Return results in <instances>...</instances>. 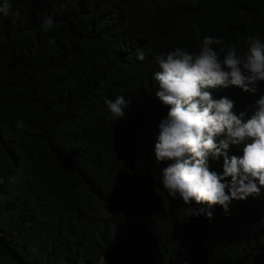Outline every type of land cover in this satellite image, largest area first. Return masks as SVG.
<instances>
[{"label": "trees", "instance_id": "trees-1", "mask_svg": "<svg viewBox=\"0 0 264 264\" xmlns=\"http://www.w3.org/2000/svg\"><path fill=\"white\" fill-rule=\"evenodd\" d=\"M46 16L57 25L47 33ZM206 36L241 53L247 37L264 41V0H11L0 15V264H264V188L227 212L193 202L212 218H186L159 183L168 107L154 56L198 53ZM257 88L208 90L250 117ZM118 95L121 118L104 103ZM209 165L222 174L223 157Z\"/></svg>", "mask_w": 264, "mask_h": 264}, {"label": "clouds", "instance_id": "clouds-1", "mask_svg": "<svg viewBox=\"0 0 264 264\" xmlns=\"http://www.w3.org/2000/svg\"><path fill=\"white\" fill-rule=\"evenodd\" d=\"M10 9L11 0H3L0 15L8 16ZM56 27L50 16L40 25L46 33ZM245 45L241 53L235 43L206 36L198 53L177 47L154 56L159 67L153 74L158 86L155 95L168 107L154 145L157 164L167 162L159 183L169 197L187 206L186 218H212L211 211L193 208V202L208 209L219 205L227 212L233 200L259 197L264 188V95L255 101L254 114L247 117L244 111L237 114L233 100L216 99L208 90L231 85L251 94L258 91L257 84L264 82V41L249 36ZM144 58V51L139 50L138 59ZM104 103L113 116L121 118L129 101L118 95L104 97ZM23 126L22 121L17 123ZM233 146L242 155H231ZM220 157L222 174L209 165L210 159Z\"/></svg>", "mask_w": 264, "mask_h": 264}, {"label": "rangeland", "instance_id": "rangeland-1", "mask_svg": "<svg viewBox=\"0 0 264 264\" xmlns=\"http://www.w3.org/2000/svg\"><path fill=\"white\" fill-rule=\"evenodd\" d=\"M247 264H250V261H248Z\"/></svg>", "mask_w": 264, "mask_h": 264}]
</instances>
